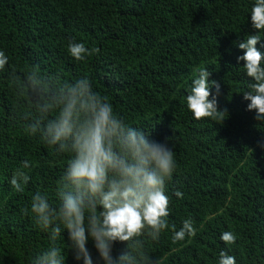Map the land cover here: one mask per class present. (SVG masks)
<instances>
[{"label":"trees","instance_id":"trees-1","mask_svg":"<svg viewBox=\"0 0 264 264\" xmlns=\"http://www.w3.org/2000/svg\"><path fill=\"white\" fill-rule=\"evenodd\" d=\"M252 3L0 0V50L9 58L0 72V264H32L47 249L48 234L26 209L37 192L58 206L59 181L71 158L26 131L33 99L23 82L33 67L44 80L89 79L126 124L175 145L177 170L166 182L169 229L157 241L145 239L151 261L218 264L225 247L220 235L232 231L237 239L227 250L237 264H264V123L247 111L242 93L249 78L237 61L243 52L234 46L253 31ZM70 42L98 51L76 61L67 51ZM200 67L221 84L218 106L227 113L217 119L194 120L186 106ZM23 161L30 167L22 168ZM17 170L30 177L23 192L9 183ZM186 218L196 235L173 242V226L178 230ZM57 244L65 264H75L66 233Z\"/></svg>","mask_w":264,"mask_h":264},{"label":"clouds","instance_id":"clouds-1","mask_svg":"<svg viewBox=\"0 0 264 264\" xmlns=\"http://www.w3.org/2000/svg\"><path fill=\"white\" fill-rule=\"evenodd\" d=\"M249 18L252 33L245 39L237 37L234 46L243 52L237 61L243 63L249 78L248 90L242 93L247 111L254 113L258 123H264V53L257 47L264 40V0H253ZM67 51L76 61H84L98 50L70 42ZM7 65L9 58L0 50V72ZM211 76L200 67L191 81L186 106L194 120L217 119L227 113L218 106L221 84L210 80ZM23 87L33 99V116L25 120L26 131L54 147L57 155L71 156L59 181L58 206L37 192L26 209L50 240L32 264H65L57 244L62 236L65 239V233L75 264H159L143 250L145 239L157 241L169 229L166 182L177 170L175 145L171 140L157 141L126 124L87 78L74 82L44 80L33 67L25 74ZM29 167V161L22 162V168ZM29 180L24 171L17 170L9 183L15 192H23ZM175 196L182 199L183 193L176 191ZM195 235L190 218L184 219L178 230L173 226V242ZM236 239L232 231L221 233L225 247L218 264H237L227 250ZM117 244L123 245L119 251Z\"/></svg>","mask_w":264,"mask_h":264}]
</instances>
